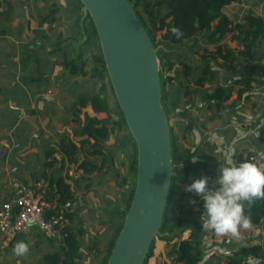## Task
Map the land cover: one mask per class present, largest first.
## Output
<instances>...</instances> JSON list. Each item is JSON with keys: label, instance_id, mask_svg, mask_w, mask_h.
I'll list each match as a JSON object with an SVG mask.
<instances>
[{"label": "crops", "instance_id": "0c3cea01", "mask_svg": "<svg viewBox=\"0 0 264 264\" xmlns=\"http://www.w3.org/2000/svg\"><path fill=\"white\" fill-rule=\"evenodd\" d=\"M43 1L47 0H0V205L11 200L12 184L15 182L27 186L43 184L49 189L51 180L63 178L70 186L74 200L81 198V213H78L81 214V236L77 239L81 237L83 241L86 237L92 248L104 246L105 241L98 232L104 225L96 220V217L105 214L106 221L110 222L113 213H116L126 200L128 188L131 190V144L125 146L127 155L124 163L122 158L113 156V152L112 156L106 155L105 150L111 144L110 140L101 149L104 157L93 156L91 149L83 150L80 147L79 164L70 163L61 152L62 142L73 138L71 133L75 128L78 99L72 106L69 101L71 95L75 99L73 85L81 79L80 75H72L65 67L67 62L76 59L71 58L72 54L76 53V57L81 55L80 46L77 50L74 47L71 49L70 42L72 45H75V42L73 43L69 33L72 25L70 19L76 14L73 12H82L76 0H49L48 5L46 3L41 8H48L49 13L52 11L53 16L49 18L52 22L47 23L48 13L38 23L34 16L37 10L33 6ZM223 13L235 29L232 36L222 44L229 49L241 51L233 61L237 74L221 70L215 80L207 83L203 90L193 88L192 85L189 87L199 93L209 94L217 87H222L229 96L227 107L218 113L208 109L206 101L200 96L186 103L187 99L180 93L177 112L181 117L174 113L170 116V120L171 117L175 119L173 129L181 151L188 150L196 154L199 173L198 177H191L189 184L206 176L209 186L213 188L218 187L216 181L220 175V165H224L228 158L239 164L250 161L251 157H257L255 163L264 168V37L254 44L249 56L243 52L244 43L240 42L241 37L237 38L241 30L246 29L244 26L248 17L264 21V0H239L225 6ZM80 17L77 18L78 25ZM39 24L40 31L36 30ZM236 28H240V33ZM79 30L81 34L80 25ZM199 36L196 37L200 41L199 45H204L203 36ZM189 45H192V42ZM250 72L252 81L250 88L246 90L244 85L236 82ZM234 77L239 79L231 81ZM78 86H81V83H78ZM76 97L78 98V95ZM189 122L192 124V131L185 133L186 123ZM121 138L123 140V136L116 139L115 148ZM53 159H57V162ZM13 168L18 169L17 173L12 172ZM110 186L116 188L115 192H119L115 199V194L111 193L110 196L108 193ZM80 188L81 196L77 191ZM181 191H185V187H182ZM108 197L111 207L106 203ZM118 198L119 201L116 200ZM101 201L105 202L104 206ZM120 201L121 204L118 203ZM94 203L99 206H94ZM179 205L189 207L192 213L200 211L196 203L180 201ZM71 214H74L73 211ZM73 218L74 215L68 220V226ZM96 222L99 224L97 234L90 233V229L96 227ZM257 228L259 227H254ZM260 229L264 237V230ZM189 235L187 232L182 234L180 239L169 242L156 239L153 254L147 264H178L176 256H170L169 253ZM95 236H98V239ZM215 237L213 230H206L203 244L207 254L230 253L225 248L248 242L231 239L225 243ZM18 241L29 245V251L19 257L12 252ZM108 245L109 241L104 250L102 247L99 249V252H103L101 260L106 255ZM60 248L61 244L51 242L37 228L12 241L0 237V264H43L45 255L57 254ZM89 251L92 253V249ZM81 254L88 256L84 248H81Z\"/></svg>", "mask_w": 264, "mask_h": 264}, {"label": "trees", "instance_id": "16d2710c", "mask_svg": "<svg viewBox=\"0 0 264 264\" xmlns=\"http://www.w3.org/2000/svg\"><path fill=\"white\" fill-rule=\"evenodd\" d=\"M147 31L154 47L157 49V57L160 68H164L167 72H173L174 76L165 79L162 69L160 70L161 88H162V104L169 117L174 113L178 114L179 93L183 94V98L187 99L188 103L194 98L201 97L206 101L208 109L220 112L227 107L226 103L229 98L227 92L222 87H217L211 94L199 93L196 91L203 90L207 83L215 80L217 73L221 70L237 74L233 67V61L240 55L238 49L232 50L222 44V42L232 36L234 29L228 17L223 13V8L233 2L239 0H128ZM80 9L81 17L79 25L81 26V35L86 39L82 44L81 55H78L73 61L67 62L65 67L72 75H80L83 78L95 79L104 84L108 82L111 86L106 65L103 59L100 42L96 27L88 15L85 17L83 5L80 0H76ZM89 21V23H88ZM169 24L171 21L174 24V29H178L179 35L174 33L173 40L179 45L180 52H175L170 45L157 43L156 34L160 31V23ZM246 28V29H245ZM240 33V28H236ZM245 30H241L240 42L244 43V53L249 56L252 52V47L256 42L264 37V21L255 17H248L244 26ZM203 36L204 45H199L197 36ZM200 37V36H199ZM239 39V38H238ZM98 41L99 53L94 58V63L88 72L85 63L79 64L78 59L84 51L89 49V42ZM171 42V43H172ZM192 42V45H189ZM169 49V50H168ZM197 62H194L195 59ZM179 66V67H178ZM218 69V70H217ZM251 72L247 73L242 80L236 83L244 85L248 90L251 85ZM178 84L179 88L175 87L172 100H169L167 86ZM193 86L190 88L189 86ZM112 88V86H111ZM104 88L102 89V91ZM112 92L115 100V107L111 111L108 100L104 97L100 100L98 95L83 92L78 96L76 103L77 109L74 118L75 132L74 139H67L62 142L60 147L61 152L68 158L70 163L77 164V153L79 148L91 151L93 156L104 157L101 149L107 144L111 138L113 129L118 128L123 134V146L132 143L130 162L134 176V182L126 199V205L123 209H117L113 213L111 224L115 223L113 236L109 241L106 255L102 258L100 264H107L113 249L115 248L119 234L124 226L126 216L130 210L137 182L138 172V152L137 146L132 138V135L127 127V123L123 112L117 102L113 88ZM167 100H169L167 102ZM99 101V102H98ZM89 109L93 112L90 113ZM104 114L105 118H100ZM115 121H112V117ZM78 129V130H77ZM192 131V124L186 123L185 133ZM170 136L172 143V156L174 162V177L172 179L171 191L168 199V204L164 213L162 228L157 239L162 241H172L182 236L187 232L190 233L187 239H182L175 246L170 256H176L178 264H203L205 256L204 234L206 230L201 228L200 217L203 211V201L195 193L181 191L182 187L190 183L192 176H197L199 168L197 163L193 164L196 154L188 150L181 151L178 138L175 130L170 126ZM78 141V142H77ZM79 143V144H78ZM57 162V159H53ZM87 165V164H86ZM84 165V166H86ZM87 172H89L87 170ZM55 186V187H54ZM47 203L49 210L47 216L49 218L58 216L61 211V205L67 202H73V194L70 186L63 178H55L50 181L49 189H46ZM180 201L187 203H196L200 209L198 213H192L187 206L179 205ZM244 213L250 218L251 226L248 229L240 228L237 235L225 234L218 235L215 232V238L222 239L227 243L231 239L247 240L252 236L251 246L243 247L241 252H236L231 255L229 252H221L214 255L218 258L217 264H248L249 258L255 260L256 264H264V237L260 230L254 227L263 228L264 230V198H253L250 202L244 201ZM51 204V205H50ZM190 209V210H189ZM72 214L66 213L65 217L70 220ZM64 233L68 235L65 241L61 244L60 251L57 254H47L43 258V264H75L83 258L79 240L72 228L68 225L62 226ZM257 238V239H256ZM259 238L263 240L260 244ZM51 241V240H50ZM52 242V241H51ZM246 243V242H245ZM155 240L149 250L144 264L153 254ZM241 256L243 258L241 259ZM255 264V263H253Z\"/></svg>", "mask_w": 264, "mask_h": 264}, {"label": "water", "instance_id": "95a60500", "mask_svg": "<svg viewBox=\"0 0 264 264\" xmlns=\"http://www.w3.org/2000/svg\"><path fill=\"white\" fill-rule=\"evenodd\" d=\"M80 2L96 27L111 86L138 152L134 198L107 264H144L162 228L175 175L157 49L128 0Z\"/></svg>", "mask_w": 264, "mask_h": 264}, {"label": "rangeland", "instance_id": "374dc122", "mask_svg": "<svg viewBox=\"0 0 264 264\" xmlns=\"http://www.w3.org/2000/svg\"><path fill=\"white\" fill-rule=\"evenodd\" d=\"M49 0H47L46 2H37L33 8H36L37 12L35 11L34 12V16H36V20L37 22L39 23L41 18L44 17L45 15H47L49 13V9L44 7L43 9L41 8L42 5H48V2ZM154 0H152L151 2H153ZM56 3V2H55ZM57 5V3H56ZM31 11L33 10L32 7H30ZM73 13H76L75 15L71 16L72 19H70V22L72 23V25L70 26V36H71V39H73V43L75 42V45H72V42H70V45H71V49H73L72 47H74L75 50H77V47L80 46V49H82V44L84 43V41L86 40L81 34H80V30H79V25H78V21H77V18L78 16L80 17V12H73ZM53 16L52 14V11H50L48 17L46 18L47 19V23H51V18ZM33 17V16H32ZM34 19V18H33ZM49 19V20H48ZM45 21V20H44ZM89 23V21H88ZM169 24H164V21L160 23V31L156 34V40H157V43H161V44H169L171 49L175 52H180L181 49L179 48V45L178 44H175L174 41L172 42L171 40L169 39H172L173 40V37H174V32H173V29H174V24L173 22L169 21L168 22ZM38 31L41 30V27H40V24L39 26L37 27ZM172 42V43H171ZM99 44H98V41H92L89 42V49L87 51H84V53L82 54V57L80 56V58L78 59V62H83L85 63L86 65V70L89 72L90 71V68L91 66L93 65L94 63V58L95 56L99 53ZM169 50V49H168ZM180 50V51H179ZM71 58H76V53L75 54H72L71 55ZM195 59V58H194ZM194 62H197V59L194 60ZM162 69L163 73L165 74L164 77L165 79L168 78V77H173L174 74L173 72H167V70H165L164 68H160V70ZM78 83H81V86H78ZM78 86V87H77ZM175 87H177V89L179 88L178 84L176 83L173 84V85H168L167 86V92L169 93V100H172V97L174 95V90ZM73 88L75 89V92H73V94H76V95H80L81 93H89V94H94V95H98L100 98V100H103L104 97L108 100V105L111 109V111H113L114 107H115V100H114V95H113V92H112V88L111 86L109 85V83L106 81L103 83L99 82V81H96L95 79H90V78H83L81 77V79H79V82H76V85H73ZM104 88V90L102 91V89ZM76 95L74 96L75 99L72 98V95L70 97V101H69V104L70 106H72V103L74 101L77 100V97ZM179 96H180V93H179ZM167 100V102L169 101ZM99 102V101H98ZM69 106V107H70ZM72 111V110H71ZM90 113L93 114V112L91 111V109H89ZM68 117H70V115H68ZM106 116L104 114H101L100 115V118H105ZM116 119L115 117L113 116L112 117V121L114 122ZM170 122V126L173 128L175 127V119L173 117H171V120L169 121ZM76 128H74V130L72 131L71 133V136H73L72 139H74V132H75ZM78 130V129H77ZM119 136H123V134L121 132H119L118 128H115L112 130L111 132V139H110V143L108 148H106L107 150H105L106 152V155H110L112 156V152H113V156L115 157H118L119 158H122L123 159V163L125 161V158H126V150L127 148H122L123 146V141H122V138L119 139L116 143V148L114 146V143L116 141V139H118ZM78 142V141H77ZM79 144V143H78ZM132 145V143H130ZM107 145V144H106ZM117 150V151H115ZM77 159H78V163L79 164L81 162V152L78 153L77 155ZM76 174V173H75ZM78 176V175H76ZM79 181V180H78ZM78 181L76 183H78ZM133 182H134V176H133ZM80 185H81V182H80ZM132 186H133V183H132ZM132 186H130L132 188ZM112 187V188H111ZM78 188H79V185H78ZM115 187L113 186H110V188H108V193L110 194L111 196V193L112 194H115L113 196V199H115V197L117 195H119V192L116 191L115 192ZM128 190L130 191V189L128 188ZM78 191V195L81 196V188L80 189H77ZM96 192L100 193L99 190H96ZM97 193V194H98ZM128 193V192H127ZM104 194V193H103ZM102 194V195H103ZM107 194V193H106ZM100 195V194H99ZM78 196V197H79ZM77 197V198H78ZM127 199V197H125ZM124 198V199H125ZM116 200H120L119 198L116 199ZM106 203H107V206L108 207H111V200L110 198H106ZM118 203H122L121 201L118 202ZM73 206H72V210L73 211V215H74V218L71 220L70 222V227H75V228H72V230L78 234V236H81V214L79 215L78 213H81V198L80 199H75L73 201ZM101 204H105V202L101 201ZM98 205L94 203V206ZM121 209H123L126 205V200L121 204ZM104 206V205H103ZM91 207V205H90ZM92 207H93V203H92ZM106 207V206H105ZM106 215L105 214H99L97 217H96V220H98L99 222H101L102 225H104V228H101L99 230V224L98 222H96V227L95 228H91L90 229V233H94V234H97V230H99L98 232H100V237H102L104 239V246L106 245L107 241H110L111 237L113 236V231L115 229V226L116 224L113 223L111 224L110 222H107L106 221ZM95 220V221H96ZM107 222V223H105ZM110 223V224H109ZM82 231H84L82 229ZM85 232V231H84ZM86 233V232H85ZM89 235H92V234H89ZM98 236H95L96 239ZM79 244H80V248H84L85 252L87 253V257L83 255V257L85 259H83L81 261V259L79 261H77L75 264H99V260H101V257L103 256V252H99V249H101L102 247V250H104V246L100 245L98 247H94L92 248V246L90 245L89 242L86 241V237L83 241H81V237H79ZM88 245H90L89 247H87ZM251 246V244H249L248 242L246 243H243V244H240V245H235L234 247H229V248H225V250H229L231 255L233 253H236V252H241V249L243 247L245 248H249ZM222 248L224 247V245L221 246ZM92 249V253H90L89 250ZM206 253V252H205ZM243 258V256H241V259ZM41 260V259H40ZM252 260V258H251ZM218 262V258H215L214 257V254L212 253H209V254H205L204 258H203V264H217ZM253 263H257L255 260H252V264Z\"/></svg>", "mask_w": 264, "mask_h": 264}, {"label": "clouds", "instance_id": "9594fccd", "mask_svg": "<svg viewBox=\"0 0 264 264\" xmlns=\"http://www.w3.org/2000/svg\"><path fill=\"white\" fill-rule=\"evenodd\" d=\"M173 32L179 35L178 29ZM218 187H210L206 176L185 185V191L195 193L203 201L200 217L201 228L213 230L218 235H237L240 228L251 226L250 218L245 215L243 203L253 198H264V168L251 161L239 164L231 158L220 165L217 178ZM29 251V245L18 241L12 248L16 256H23ZM248 264H252L249 258Z\"/></svg>", "mask_w": 264, "mask_h": 264}, {"label": "built area", "instance_id": "2783aa9c", "mask_svg": "<svg viewBox=\"0 0 264 264\" xmlns=\"http://www.w3.org/2000/svg\"><path fill=\"white\" fill-rule=\"evenodd\" d=\"M257 159V157H251L250 161L255 163ZM192 163L195 164L197 161L193 159ZM17 171V168L12 169L13 173ZM72 206V202L61 205L58 216L49 218L45 185L27 186L15 182L12 184L11 200L0 205V237L6 241H12L37 228L52 242L62 244L68 237L62 230V226L65 227L68 223L65 214L71 212ZM258 229L261 231L260 228ZM260 233L263 238L262 231ZM252 239V236L247 239L249 244ZM259 241L260 244L263 243L261 238Z\"/></svg>", "mask_w": 264, "mask_h": 264}]
</instances>
